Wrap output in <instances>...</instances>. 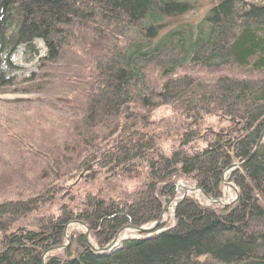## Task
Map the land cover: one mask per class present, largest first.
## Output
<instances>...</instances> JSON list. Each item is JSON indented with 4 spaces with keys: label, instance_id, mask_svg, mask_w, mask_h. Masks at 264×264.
<instances>
[{
    "label": "trees",
    "instance_id": "trees-1",
    "mask_svg": "<svg viewBox=\"0 0 264 264\" xmlns=\"http://www.w3.org/2000/svg\"><path fill=\"white\" fill-rule=\"evenodd\" d=\"M208 1L173 26L190 0H0V94L33 98L0 114V264H264V0ZM233 165V205L186 196L157 234L91 250L159 221L181 181L222 199Z\"/></svg>",
    "mask_w": 264,
    "mask_h": 264
},
{
    "label": "rangeland",
    "instance_id": "rangeland-1",
    "mask_svg": "<svg viewBox=\"0 0 264 264\" xmlns=\"http://www.w3.org/2000/svg\"><path fill=\"white\" fill-rule=\"evenodd\" d=\"M218 2L219 1H217L216 3H218ZM190 3H192L194 5L193 10H191L189 12V14H186V15L176 19V21L172 22L173 26L176 23L181 24V23H185V22L191 23V24H197L204 17V15L208 12V10L210 9L211 4H212L208 0H190ZM257 3H258V1H257ZM35 44H36V48L38 51L37 55H32V53L30 51H28L24 46L19 47L15 51V53L12 55L11 61H12L13 67H14V70L12 71V73L19 76L20 80L27 79V78L31 77L32 74L37 72L39 59L41 57H43L46 53V49H45V47L41 41H37ZM18 97H22L23 99H28V100L33 99L32 96H27L25 94H23L22 96H20L18 94H14V95H10V94L1 95L0 94V114H8V113L13 114V113H15V112H13L12 108L6 104V101H10V100L16 99ZM32 105H34V104H32ZM21 113L22 112L18 109L17 113H15V114L17 116L24 117ZM27 115H28V117H31V115H29V113H27ZM19 121L20 120L16 121L17 127L13 126V128L16 127V129H19L22 127L23 122H19ZM4 122L7 125H9L7 119ZM232 171L233 170L228 171V172L226 171V173L224 174L223 198L220 199L219 201H221L225 204H231L236 199L235 191L232 188L230 189L227 186V185H231V186L236 187L229 179ZM187 188H188V190H187ZM195 190H197V188H196V185H194V184L187 183L184 181H181L178 183L174 197L171 198L169 201L164 203L163 213H162L163 223H165L169 226H171L173 224L174 206L176 205L177 202H179V200L184 195L189 196V197L194 196L199 201V203L204 205V206H211V205L214 206L211 202H209L207 200V198L202 193L196 192ZM215 206L223 208V205H215ZM151 227H152V225L145 227V228H151ZM69 229H70V231H73V230L77 231L78 230V231H84L86 233V230L83 227H81L80 225H74L73 224V225L69 226ZM136 237H137V234H135L133 231L125 230L122 233L120 239L124 240V239H128V238H136ZM67 238H69V234H66V241H67L66 245L68 244ZM70 244H71V241H70ZM62 250H59V252H61Z\"/></svg>",
    "mask_w": 264,
    "mask_h": 264
},
{
    "label": "water",
    "instance_id": "water-1",
    "mask_svg": "<svg viewBox=\"0 0 264 264\" xmlns=\"http://www.w3.org/2000/svg\"><path fill=\"white\" fill-rule=\"evenodd\" d=\"M263 140H264V133L262 134V136H261V138H260V140H259V142H258V146L263 142ZM258 148V147H257ZM239 167H241V165H233V166H231V167H229V169L227 170V172L228 171H231V170H234V169H236V168H239ZM223 180H224V177H223ZM222 183L224 184V182L222 181ZM233 190L235 191V193H236V199H235V201L233 202V203H231V204H225V203H223V202H221V201H214V200H212L206 193H204L202 190H199V189H197V190H195L196 192H200V193H203V195L207 198V200L209 201V202H211L213 205H223V207H229V206H231V205H233L234 203H236V201L238 200V198H239V190L236 188V187H234L233 186ZM162 223H163V221H162V217L160 218V220L157 222V223H155V224H153L152 225V227L151 228H136V227H127V228H125V229H123L122 231H120V233H122V232H124L125 230H130V231H133V232H136V233H138V234H140V235H148V237H150L151 235H153V234H155L156 232H157V230H158V228L162 225ZM78 225H80L81 227H83V228H85L86 229V233H85V237L89 240V228L85 225V224H78ZM157 234V233H156ZM67 240H68V244L66 245V246H64V247H62V248H60L59 250H62V249H65V248H67L68 246H70V238H67ZM116 243H117V239H115L108 247H106V249L104 250L106 253H111L110 251L111 250H113L114 249V247L116 246ZM54 250V249H53ZM56 250V249H55ZM98 253V252H97ZM101 253V252H100Z\"/></svg>",
    "mask_w": 264,
    "mask_h": 264
},
{
    "label": "bare ground",
    "instance_id": "bare-ground-1",
    "mask_svg": "<svg viewBox=\"0 0 264 264\" xmlns=\"http://www.w3.org/2000/svg\"><path fill=\"white\" fill-rule=\"evenodd\" d=\"M171 28H173V26L171 25V22H168V30H170ZM14 70V67L12 66V68H11V70L10 71H13ZM14 74V73H13ZM17 76V75H16ZM17 77H19V76H17ZM17 90V89H16ZM12 95H14V94H12ZM20 96H22L21 94H19ZM18 98H22V97H18ZM230 189L232 188L233 189V186H231V185H227ZM128 227H131V226H128ZM125 228H127V227H125ZM124 228V229H125ZM142 228V227H141ZM144 228V227H143ZM86 230V229H85ZM123 230V229H122ZM121 230V231H122ZM128 230V229H127ZM89 232H90V229H89ZM123 233V232H122ZM122 233H118L116 236H115V238H114V240L115 239H117V243H116V246L114 247V249L113 250H111L110 252L112 253L113 251H115V250H117V248H118V246H119V244L121 243V241H123V240H121L120 239V237H121V235H122ZM113 240V241H114ZM121 240V241H120ZM112 241V242H113ZM111 242V243H112ZM120 242V243H119ZM110 243V244H111ZM109 244V245H110ZM108 245V246H109ZM107 246V247H108ZM106 249V247L105 248H94V247H92L91 246V250L93 251V253H95V254H97V255H101V256H105V255H108V254H110V253H106L104 250ZM98 252V253H97ZM101 252V253H100Z\"/></svg>",
    "mask_w": 264,
    "mask_h": 264
}]
</instances>
